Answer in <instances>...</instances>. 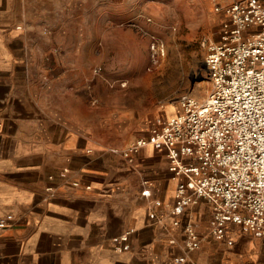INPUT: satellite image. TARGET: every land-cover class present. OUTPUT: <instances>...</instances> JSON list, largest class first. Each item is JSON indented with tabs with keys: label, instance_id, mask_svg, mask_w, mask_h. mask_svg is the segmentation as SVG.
I'll list each match as a JSON object with an SVG mask.
<instances>
[{
	"label": "crops",
	"instance_id": "crops-1",
	"mask_svg": "<svg viewBox=\"0 0 264 264\" xmlns=\"http://www.w3.org/2000/svg\"><path fill=\"white\" fill-rule=\"evenodd\" d=\"M11 29L0 26V217L11 213L15 221L0 233V264H176L177 256L185 264H264L261 234L233 223L222 239L211 233L206 200L174 224L179 180L164 149L147 145L132 162L113 151L127 150L178 106L159 115L118 89L105 93L109 102L99 94L91 107L74 45L45 61L36 39L16 44ZM187 221L200 236L192 252L184 244ZM128 230L130 248L116 250Z\"/></svg>",
	"mask_w": 264,
	"mask_h": 264
},
{
	"label": "built area",
	"instance_id": "built-area-1",
	"mask_svg": "<svg viewBox=\"0 0 264 264\" xmlns=\"http://www.w3.org/2000/svg\"><path fill=\"white\" fill-rule=\"evenodd\" d=\"M216 9L225 17L220 37L203 42L210 95L199 99L190 92L180 94L179 111L159 121L127 150L113 151L132 162L147 145L165 150L169 171L179 180L171 207L175 225L181 224V214L189 206L203 199L212 207L211 233L217 239L225 236L231 223L264 239V0H232ZM165 55V43L153 37L149 69ZM142 194L151 196V188ZM14 221L11 213L1 216L0 233ZM183 231L185 250L199 248L194 223H184ZM130 234L128 230L117 239L116 250L130 248ZM173 261L185 264L187 258L177 256Z\"/></svg>",
	"mask_w": 264,
	"mask_h": 264
},
{
	"label": "rangeland",
	"instance_id": "rangeland-1",
	"mask_svg": "<svg viewBox=\"0 0 264 264\" xmlns=\"http://www.w3.org/2000/svg\"><path fill=\"white\" fill-rule=\"evenodd\" d=\"M44 1L27 0L23 9L22 0H0V26L12 28L16 44L36 39L45 61L62 45H74L73 65L88 76L91 107L99 94L109 102L105 93L122 89L166 116L180 94L210 95L203 42L219 39L225 17L216 8L232 0ZM153 37L163 40L166 55L149 69Z\"/></svg>",
	"mask_w": 264,
	"mask_h": 264
}]
</instances>
